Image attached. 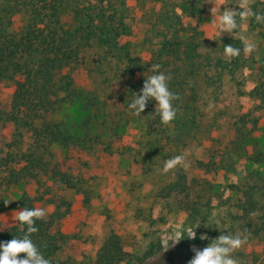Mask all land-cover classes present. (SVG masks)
Here are the masks:
<instances>
[{
	"label": "trees",
	"instance_id": "trees-1",
	"mask_svg": "<svg viewBox=\"0 0 264 264\" xmlns=\"http://www.w3.org/2000/svg\"><path fill=\"white\" fill-rule=\"evenodd\" d=\"M135 2L149 26L143 41L149 51L134 41L130 0H0V85L14 86L8 104L0 102V211L52 207L32 234L51 264H145L163 251L161 238L139 252L111 230L85 262L63 254L67 235L55 230L71 214L72 201L53 194L52 185L83 195L87 206L93 198L74 157L119 156L151 180L153 199L161 204L157 218L150 212L153 224L177 216L185 226H198L196 237L181 240L199 248L220 234L209 219L217 213L229 231L247 236L234 253L240 264H264L258 250L264 246V151L256 136L264 119V23L248 19L243 35L257 44L245 53L235 33L207 42L193 24L210 11V0ZM250 3L264 12V0ZM229 43L241 48L239 56L222 55ZM154 63L179 94L176 119L167 125L154 101L142 116L126 107ZM81 70L90 79L87 87L76 83ZM185 152L187 169L161 173L163 159ZM240 162L250 168L247 176L225 190L199 176ZM24 185L37 191L3 203L8 191ZM22 231L11 225L0 230V240Z\"/></svg>",
	"mask_w": 264,
	"mask_h": 264
},
{
	"label": "rangeland",
	"instance_id": "rangeland-1",
	"mask_svg": "<svg viewBox=\"0 0 264 264\" xmlns=\"http://www.w3.org/2000/svg\"><path fill=\"white\" fill-rule=\"evenodd\" d=\"M130 4L136 13L134 41L139 45L138 48L141 46V50H145L143 41L149 26L142 17V10L137 6L135 0H130ZM223 6L220 5L221 10ZM211 19L212 14L209 11L199 20H192L193 24L198 22L204 36H208L204 37L207 42H211L217 37L211 27L205 24ZM20 23L21 19L17 18V24ZM256 44L257 42H255ZM75 80L82 87H87L90 84V79L83 70L75 74ZM13 91L12 84L0 85V102L7 105ZM256 136L264 151V119L260 123ZM4 137H7L6 134ZM73 165L86 172L93 198L90 205L87 206L83 203V195L72 191L62 192L61 189L52 185L53 194L72 201L71 214L55 226V230H60L67 235L63 249L65 256H71L77 261L91 262L95 258L104 236L111 230L121 235L126 247L133 251L143 252L157 237L162 240L164 234L177 230L178 222H182L181 226H185L181 218L177 216L168 217L166 224L160 221L155 224L151 222L150 212L154 219L157 218L161 211V204L156 203L153 199L151 180L140 174L139 167L131 159L119 156L109 157L102 154L77 155L74 157ZM248 169L250 168L244 162H240L230 169L207 176L201 174L199 176L211 179L214 185L225 190L228 185L238 183L247 176L246 170ZM36 189L35 185H24L8 191L7 196L13 199L25 190L35 194ZM47 196L50 197V195ZM37 207L46 208L48 212L52 209L50 206H42L39 203ZM152 207L154 209L150 211ZM13 216H15V210L3 209L0 211V227H2L0 230L16 224L12 219ZM163 245V251L167 247L173 248L182 264H187L193 255L192 249L196 248L191 243L182 240L172 246L170 243L169 245L163 243ZM258 250L264 256V246L261 245Z\"/></svg>",
	"mask_w": 264,
	"mask_h": 264
},
{
	"label": "clouds",
	"instance_id": "clouds-1",
	"mask_svg": "<svg viewBox=\"0 0 264 264\" xmlns=\"http://www.w3.org/2000/svg\"><path fill=\"white\" fill-rule=\"evenodd\" d=\"M210 2L213 5L210 9L212 19L205 24L211 27L217 37L235 33L242 41L243 52H253L256 46L255 42L243 33L247 31L249 18H254L257 23H264V12L253 11L250 0H235V2L234 0H210ZM220 5H224L222 10ZM223 45L222 55L225 58H235L241 54V48L232 43ZM159 69L158 63L150 66V74L144 75L139 93L133 92L126 107L130 115L142 116L141 112L146 104L154 101V111L159 116L160 122L167 125L176 119L177 108L174 106V101L178 99L179 94L169 88L168 75ZM187 154L185 152L163 159L161 173H168L178 166L187 169L189 167L185 159ZM11 200L13 199H3L2 201L6 205ZM47 211L42 207H23L15 210V216L12 219L23 231L8 241L0 240V264H51L50 259L41 251V246H38L32 239V234L38 231L36 221L47 215ZM209 219L213 227L220 230V234L216 238L210 239L205 246L193 248V255L187 264H240L234 253L246 243L247 236L229 231L228 222L219 219L217 213H213ZM5 222L6 219L4 224ZM181 224L182 222H178L177 230L174 232L164 234L162 240L165 245L170 243L172 246L185 237L190 240L196 237L195 229L198 226L191 224L181 226ZM200 239L204 240L208 237L201 235ZM20 253L24 255H18Z\"/></svg>",
	"mask_w": 264,
	"mask_h": 264
},
{
	"label": "water",
	"instance_id": "water-1",
	"mask_svg": "<svg viewBox=\"0 0 264 264\" xmlns=\"http://www.w3.org/2000/svg\"><path fill=\"white\" fill-rule=\"evenodd\" d=\"M145 264H182L177 253L173 248H168L161 252L156 258Z\"/></svg>",
	"mask_w": 264,
	"mask_h": 264
}]
</instances>
